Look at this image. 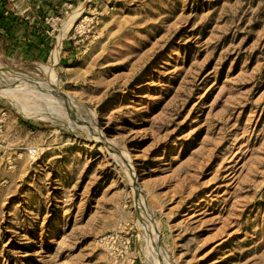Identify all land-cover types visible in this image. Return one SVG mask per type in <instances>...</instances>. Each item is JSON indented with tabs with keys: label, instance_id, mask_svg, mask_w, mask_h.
Masks as SVG:
<instances>
[{
	"label": "rangeland",
	"instance_id": "1",
	"mask_svg": "<svg viewBox=\"0 0 264 264\" xmlns=\"http://www.w3.org/2000/svg\"><path fill=\"white\" fill-rule=\"evenodd\" d=\"M0 3V264H264V0Z\"/></svg>",
	"mask_w": 264,
	"mask_h": 264
},
{
	"label": "crops",
	"instance_id": "2",
	"mask_svg": "<svg viewBox=\"0 0 264 264\" xmlns=\"http://www.w3.org/2000/svg\"><path fill=\"white\" fill-rule=\"evenodd\" d=\"M34 1L36 7L39 3H41L39 9L41 7L42 11H47L46 8L49 7L50 8L48 10L50 12H51V8L55 11L61 8L60 4H57L58 0H34ZM60 1L61 3L63 2L62 0ZM35 4L33 3V7H35ZM0 6H2L1 3ZM33 22L38 23V19L33 18L32 21L29 22L21 21V23H18L17 21L14 20L12 16H10V18L9 17L2 18V21H0V39H7V41H9L6 42L5 44L7 45L4 46L9 53L24 51V53L34 54L39 50L40 51L42 50V46H43L42 38H45L46 35L42 33L41 31L42 29L38 27L37 24H34L33 27L32 26Z\"/></svg>",
	"mask_w": 264,
	"mask_h": 264
},
{
	"label": "bare ground",
	"instance_id": "3",
	"mask_svg": "<svg viewBox=\"0 0 264 264\" xmlns=\"http://www.w3.org/2000/svg\"><path fill=\"white\" fill-rule=\"evenodd\" d=\"M80 10L78 9L76 11V13L74 14L73 18H76L79 14ZM74 20V19H73ZM71 22V21H70ZM67 25V24H66ZM69 25V24H68ZM67 25V26H68ZM71 25V24H70ZM65 29V28H64ZM60 46V45H59ZM59 46H57L55 49H56V54H55V58L57 56V52H58V49H59ZM7 74V76L5 77H2L0 76V96L4 97V98H10L9 96V91H10V87L11 85H13V88L14 87H18L20 89H27V88H35V89H40L41 91L40 92H43V90H45L46 92H48V90L52 89L53 87H55L54 83L50 82V83H47L44 87H40L37 85V83H32L30 81H28L27 79L25 78H20L19 76H15L14 74L13 75H9ZM2 77V78H1ZM48 89V90H47ZM55 91H57V87L56 89H54ZM45 93V92H44ZM15 101V100H14ZM15 103V102H14ZM20 109V108H19ZM149 221V220H148ZM156 229V228H155ZM154 230V229H153ZM156 231V230H155ZM157 234V233H156ZM156 246H157V243H156Z\"/></svg>",
	"mask_w": 264,
	"mask_h": 264
},
{
	"label": "built area",
	"instance_id": "4",
	"mask_svg": "<svg viewBox=\"0 0 264 264\" xmlns=\"http://www.w3.org/2000/svg\"><path fill=\"white\" fill-rule=\"evenodd\" d=\"M60 1V0H59ZM63 2L60 4L61 7H66L67 4H68V1L69 0H62ZM71 5V4H70ZM58 19V15L57 14H54V15H51V16H48L47 14L45 15L44 19H45V22L46 23H50L51 24V21H53L54 19Z\"/></svg>",
	"mask_w": 264,
	"mask_h": 264
},
{
	"label": "trees",
	"instance_id": "5",
	"mask_svg": "<svg viewBox=\"0 0 264 264\" xmlns=\"http://www.w3.org/2000/svg\"><path fill=\"white\" fill-rule=\"evenodd\" d=\"M73 2H75V0H73ZM57 4H61V1L58 0ZM49 8H50V7H49ZM49 8H46L47 11H44L45 14H47V13L50 12V11L48 10ZM46 12H47V13H46ZM51 12L57 14V11L53 10L52 8H51ZM57 15H58V14H57ZM6 45H7V44H3V47L6 46ZM29 127H31V128L33 129V126H29Z\"/></svg>",
	"mask_w": 264,
	"mask_h": 264
},
{
	"label": "water",
	"instance_id": "6",
	"mask_svg": "<svg viewBox=\"0 0 264 264\" xmlns=\"http://www.w3.org/2000/svg\"><path fill=\"white\" fill-rule=\"evenodd\" d=\"M152 220V223L155 225V223H154V221H153V219H151ZM156 226V225H155ZM156 229H157V227H155ZM159 241V240H158Z\"/></svg>",
	"mask_w": 264,
	"mask_h": 264
}]
</instances>
